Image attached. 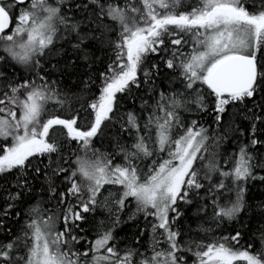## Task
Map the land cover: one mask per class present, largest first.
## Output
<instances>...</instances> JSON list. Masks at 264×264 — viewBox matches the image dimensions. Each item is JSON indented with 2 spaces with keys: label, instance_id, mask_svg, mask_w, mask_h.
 Wrapping results in <instances>:
<instances>
[{
  "label": "snow or ice",
  "instance_id": "6c2138e0",
  "mask_svg": "<svg viewBox=\"0 0 264 264\" xmlns=\"http://www.w3.org/2000/svg\"><path fill=\"white\" fill-rule=\"evenodd\" d=\"M257 183L264 0H0V264H264Z\"/></svg>",
  "mask_w": 264,
  "mask_h": 264
},
{
  "label": "trees",
  "instance_id": "16d2710c",
  "mask_svg": "<svg viewBox=\"0 0 264 264\" xmlns=\"http://www.w3.org/2000/svg\"><path fill=\"white\" fill-rule=\"evenodd\" d=\"M249 196L251 197L250 203L252 204H255L257 203V201L264 199V185H260L257 183L254 187L251 188L249 192ZM191 227L193 229L197 227V222L195 220V217L192 218ZM134 231H135L134 228L125 226L124 230L120 232V237L123 238L127 236L128 237L127 243H133L131 237ZM254 238L256 240L255 248L258 249L260 247L259 234L256 233ZM142 242L147 244V236L142 238ZM121 246L123 247V243L121 244ZM141 251H144V249H141Z\"/></svg>",
  "mask_w": 264,
  "mask_h": 264
}]
</instances>
